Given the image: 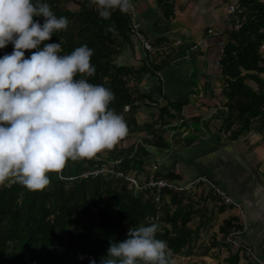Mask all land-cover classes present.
<instances>
[{
	"label": "trees",
	"instance_id": "1",
	"mask_svg": "<svg viewBox=\"0 0 264 264\" xmlns=\"http://www.w3.org/2000/svg\"><path fill=\"white\" fill-rule=\"evenodd\" d=\"M63 1L45 0L54 14L69 20L67 29L53 34L48 43L60 42L61 55L71 53L83 44L93 49L91 62L96 71L92 77H87L88 82L112 90L115 99L110 108L123 113L127 135L145 131L149 136L136 139L120 149L119 154H110L109 159L96 156L83 159L85 166L73 174L77 177L62 180L53 175L49 186L41 191L28 190L19 183L0 186V264H90V259L99 264L100 258L107 254L110 240L122 241L128 228L159 224L160 221L172 225L171 228L159 225L157 238L167 241L173 259L174 254L183 253L198 232V228L188 224L193 205L183 203L187 192L164 190L159 207L152 199L153 191L139 192L115 173L79 176L83 170L100 166L126 174L142 173L150 154L149 146L167 151L175 144L167 131L173 130L176 137L178 130L186 125L181 114L183 101L157 107L155 122L140 123L137 118L140 104L146 99L152 101L149 94L141 91L140 82L146 73L156 74L161 79L160 69L167 65L169 58L159 64L145 61L139 67L118 63L116 57L126 44H132L129 11L114 10L109 19H102L90 0H84L77 10L63 5ZM156 4L167 22L175 17V0H156ZM235 6L230 14L232 25L222 34L227 35V40L219 60L222 92L226 98L222 130L231 140L250 132L264 136V53L261 51L264 0H236ZM34 19L41 23L44 20L43 17ZM12 51L10 43L0 49V57ZM33 51L35 49L26 50L25 56H30ZM76 78L81 77L78 74ZM248 80L256 82L257 87ZM126 105L128 110H125ZM115 159H119V163L115 164ZM159 174L156 171V175ZM167 174L162 175L177 176L174 172ZM163 211L166 213L162 216ZM235 219L228 217L222 228L228 248L231 246L225 237ZM240 259L239 251L233 250L226 261L227 264H238Z\"/></svg>",
	"mask_w": 264,
	"mask_h": 264
},
{
	"label": "clouds",
	"instance_id": "2",
	"mask_svg": "<svg viewBox=\"0 0 264 264\" xmlns=\"http://www.w3.org/2000/svg\"><path fill=\"white\" fill-rule=\"evenodd\" d=\"M90 4L102 19L133 7L131 0ZM68 25L45 0H0V49L13 45L0 57V186L41 191L50 184L49 173H62L69 160L112 150L128 133L123 113L110 108L112 90L87 80L96 71L93 49L83 44L61 55L60 42L48 43ZM158 230L157 223L128 228L125 239L110 240L99 264H172Z\"/></svg>",
	"mask_w": 264,
	"mask_h": 264
},
{
	"label": "crops",
	"instance_id": "3",
	"mask_svg": "<svg viewBox=\"0 0 264 264\" xmlns=\"http://www.w3.org/2000/svg\"><path fill=\"white\" fill-rule=\"evenodd\" d=\"M136 4L148 35L166 37L163 38L166 42L172 40L174 45L178 44L167 65L160 69L161 79L156 74L146 73L139 87L152 97L156 109L169 102L183 101L181 114L186 121V125L178 130L176 143L171 149L149 148L150 154L140 178L153 173L152 167L158 164L162 173L173 171L178 178L192 179L203 175L216 182L244 208L250 226L243 238L264 258V136L250 132L231 140L221 129L226 98L222 92L218 62L223 51L225 35L222 34L230 27L228 3L223 0H175V17L169 22L156 0H137ZM169 33H173L172 37ZM197 42L200 43L193 49ZM157 49L159 46L155 47L156 53L147 56L148 52L137 42L131 55L124 49L120 60L116 61L137 67L145 61L159 64L165 58L159 60ZM198 85L202 89H198ZM151 110L154 109H140L138 121L147 122ZM129 135L114 148H126L137 139L132 142ZM111 151L105 150L96 156L107 159ZM84 166L83 159L69 160L64 172L74 174ZM221 210L227 218L236 217L237 208L231 204L224 205ZM224 257H214V264H227V256ZM238 264H243L242 260Z\"/></svg>",
	"mask_w": 264,
	"mask_h": 264
},
{
	"label": "rangeland",
	"instance_id": "4",
	"mask_svg": "<svg viewBox=\"0 0 264 264\" xmlns=\"http://www.w3.org/2000/svg\"><path fill=\"white\" fill-rule=\"evenodd\" d=\"M83 1L84 0H64L62 3H63V5L71 8V9L77 10L78 8H80L81 3ZM131 2L133 3L134 6L131 9H129V13L131 14V16L136 15V17L140 20L139 9H138V6L136 4L137 0H132ZM232 3H234V5H235L236 0H233ZM229 6H230V3H228V10L230 11ZM229 16H230V14H229ZM140 22H141V20H140ZM228 23L230 24L229 26L231 27L232 24L230 21V17L228 19ZM142 28L144 29L143 24H142ZM172 35H173V33H171V34L169 33V37L170 36L172 37ZM169 37L167 36L168 40H170ZM163 38H166V37L156 38L152 34L148 35V39L151 40V42H154V44H152L153 48L151 49V51L145 50L146 52H148L147 56L156 53L155 47H158V46H159V49H157V53L160 54L159 55L160 61L163 60L164 58L167 60L169 58V56H171L173 54L172 50H175V48L177 47L178 44L174 45L172 43V40L166 42V40H164ZM226 40H227V35L224 36V39L222 41L223 45L226 42ZM136 41L139 42L137 40V38L132 36V44H130V45L126 44L125 45L124 49H127V52L129 55L132 54L131 53L132 49H135V47L137 45ZM199 43L197 42L195 44H199ZM261 51L264 53V44L261 47ZM120 55L118 57H116L117 61L120 60V58H119ZM262 75L264 76V73ZM248 82L252 86L257 87V83L254 82L253 80H248ZM201 89H202V86H201ZM145 108L154 109V110H151L152 115H150V118H148V119L146 118V119L148 120L147 122H149V121L155 122L156 119H158V113H156V112H158V109H156L154 104L149 99L144 100V102H142L140 104L139 110L145 109ZM138 111H137V114H138ZM153 118H156V119L153 120ZM173 122L176 123V120H173ZM178 122H180V121H178ZM141 123H145V122H141ZM133 134L129 135V136H132V138L130 139V141H132V142L134 141V138L138 139L139 137H142V136H149L148 134H146L145 131L135 132V134L134 135ZM167 134H169V136L172 137L176 143V137L173 135V130L168 129ZM150 147L151 146H149L148 148H150ZM119 150L120 149L118 147H116V148L112 149V151L110 153L108 152L107 155H109V157H110V154H112V155L119 154L118 153ZM107 155H105V157H107ZM112 155H111V158H112ZM109 157H107V158L109 159ZM113 157L116 158V156H113ZM170 157H171V155H170ZM152 170H155V169H153V167H152ZM156 170L160 174H167V173L169 174L171 172V171H167L166 173H162L160 171L159 165H158V168ZM63 172H64V169H63ZM174 174H175V172H174ZM53 175L54 176L56 175L58 178H60L62 180H69V179L61 178V176L57 173H55V174L52 172L49 173V177H52ZM65 175H67V174H65ZM68 176H71V175L69 174V175H67V177ZM177 176H179V175H177ZM176 178H178V177H176ZM179 179L187 180L184 178H179ZM188 190L183 191V192H187L186 194H184L183 203H185V204L188 203V204L193 205V214L194 215L192 214L191 219H190L188 224L192 228H198V232H197V235L195 236V238L193 239L192 243H190V245L185 246L183 253H178V254L173 255L172 264H214V262H213L214 257L222 259L223 256L226 257L229 254H231V252L233 251L232 247L231 248L226 247L225 242L223 240V234H224L223 232L224 231L222 228L225 227V220L227 217H225L226 215H223L221 213L222 212L221 209L225 203L221 200V198H219L214 193L213 190H211L209 188L202 186V187H195L194 189H191V190L188 189ZM165 213H166V211H163L162 216L165 215ZM159 225L167 226L168 228L172 227V225L170 223L165 222V221H160ZM241 258L242 259H240V260H242L243 264H247L246 260L243 257H241Z\"/></svg>",
	"mask_w": 264,
	"mask_h": 264
},
{
	"label": "built area",
	"instance_id": "5",
	"mask_svg": "<svg viewBox=\"0 0 264 264\" xmlns=\"http://www.w3.org/2000/svg\"><path fill=\"white\" fill-rule=\"evenodd\" d=\"M229 7L231 13L236 8L234 3L230 4ZM131 17H132L130 22L131 34L133 35V37L137 38V40L142 45L144 50L151 51V49L153 48L152 42L151 40L148 39V35H146L142 30L143 29L142 23L136 17V15H133ZM209 32H212V30L210 29ZM197 46L198 44L193 45L192 48L196 49ZM198 89H201V85H198ZM128 109L129 106L126 105L125 110ZM119 161H120L119 159H115L114 163L117 164L119 163ZM157 168L158 166L154 165L153 169L155 170H152L153 173H151L149 176L143 179L140 178V173L132 172L126 174L123 171L115 170L108 166H100L88 170H83L79 174V176L86 178L89 176L98 175L99 173L102 172L115 173V175L124 178L128 182L129 186L136 188L137 190H139V192H146L148 190L153 191L152 199L156 202V204L159 207L162 203L161 200L164 190L183 192L188 189L190 190L194 189L195 187L203 186L209 188L213 190L214 193L219 198H221V200L225 204H231L237 208L236 219L234 220L232 226L230 227L225 237L226 242L232 247L234 251H239L241 257H243L246 260V262H248L249 264H264V258L258 254L256 248L252 244L245 241V239L243 238L245 233L249 230V226H250L248 220L246 219L244 208L239 202L234 201L222 186H220L216 182L210 180L208 177L203 175L187 180H181L176 177L171 178L162 174L156 175ZM59 175L61 176V178L69 179V180H73L75 177H77L76 175H71L67 177V175H65L64 172L60 173Z\"/></svg>",
	"mask_w": 264,
	"mask_h": 264
}]
</instances>
